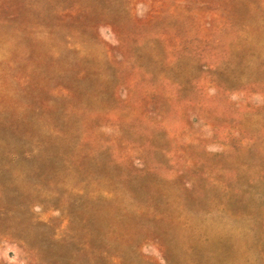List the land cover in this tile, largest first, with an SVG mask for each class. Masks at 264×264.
<instances>
[{
	"label": "rangeland",
	"instance_id": "obj_1",
	"mask_svg": "<svg viewBox=\"0 0 264 264\" xmlns=\"http://www.w3.org/2000/svg\"><path fill=\"white\" fill-rule=\"evenodd\" d=\"M0 264H264V0H0Z\"/></svg>",
	"mask_w": 264,
	"mask_h": 264
}]
</instances>
